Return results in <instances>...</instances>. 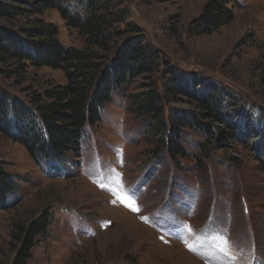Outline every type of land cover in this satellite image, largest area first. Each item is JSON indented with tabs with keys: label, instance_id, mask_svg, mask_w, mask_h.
<instances>
[{
	"label": "rangeland",
	"instance_id": "obj_1",
	"mask_svg": "<svg viewBox=\"0 0 264 264\" xmlns=\"http://www.w3.org/2000/svg\"><path fill=\"white\" fill-rule=\"evenodd\" d=\"M237 1L232 21L206 34L191 25L208 0H112L140 29L124 35H141L158 52L154 84L174 68L188 84L214 85L244 141L219 146L186 130V157L160 155L159 136L148 133L128 100L144 91L143 77L111 94L77 154L63 162L34 159L13 140L14 130L0 133V169L16 187L0 209V264L14 258L13 231L45 210L51 223L35 239L30 264H264V132H246L264 115V0ZM41 17L58 26L62 43L83 46L55 10ZM13 69L0 61L1 71ZM8 76L0 72V89L27 106L32 92L65 82L48 67ZM164 107L166 114L197 111L187 96Z\"/></svg>",
	"mask_w": 264,
	"mask_h": 264
},
{
	"label": "trees",
	"instance_id": "obj_2",
	"mask_svg": "<svg viewBox=\"0 0 264 264\" xmlns=\"http://www.w3.org/2000/svg\"><path fill=\"white\" fill-rule=\"evenodd\" d=\"M71 1L0 0V61L14 68L0 72L11 76L28 66L48 67L62 71L65 78L64 83L52 84L42 93L32 92L28 106L10 100L0 89V133L7 135L14 130L13 140L34 159L63 162L67 154H77L85 128L100 121L111 94L132 79L143 77L149 80L142 85L144 91L130 95L128 100L135 113L143 116L148 133L159 136L162 149L156 151L160 155L163 150L172 159L186 157L188 152L182 146L186 130L202 131L219 146L244 141L235 117L231 119L225 112L224 93L217 92L214 85L201 84V79L188 84L174 68L167 70L163 84H154L151 77L161 61L158 52L145 45L141 35H124L140 29L125 22L122 10L112 0H73L74 6ZM238 6L237 0H208L191 29L212 33L232 21ZM48 10H55L64 25L77 33L82 47L60 41L58 26L41 17ZM120 25L127 31L121 32ZM179 96L189 97L197 111L166 114L165 102ZM13 118L19 120L18 125L12 123ZM246 132L250 138L264 132L263 113L255 128L246 127ZM15 190L13 181L0 169V209ZM50 223L51 216L45 210L26 225H18L11 234L16 241L11 264H30L35 239L46 234Z\"/></svg>",
	"mask_w": 264,
	"mask_h": 264
}]
</instances>
